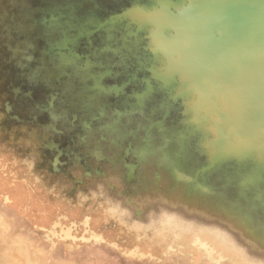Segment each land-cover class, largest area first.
Segmentation results:
<instances>
[{
  "label": "rangeland",
  "instance_id": "1",
  "mask_svg": "<svg viewBox=\"0 0 264 264\" xmlns=\"http://www.w3.org/2000/svg\"><path fill=\"white\" fill-rule=\"evenodd\" d=\"M11 4L0 0V264H264V219L245 228L240 205L234 219L215 210L211 197L194 196L203 181L196 170L227 186L239 165L207 169L200 134H192L194 148H185L181 158L169 140L155 136L156 111L121 125L125 136L117 143L123 147L136 143L137 133L144 136L142 168L135 174L112 169L117 137L106 142L100 133L90 140L80 128L62 135L48 131L49 139L64 147L54 166L57 151L43 145L49 139L29 134L22 124L48 118L46 108L55 92L56 110L61 98L73 103L74 109L63 111L69 117L77 110H85L90 121L124 115L92 91L91 75L80 71L68 80L62 71L50 69L47 42H37L32 58L18 64L10 41L16 31L7 28ZM15 88L26 96L14 98ZM164 119L165 126L177 129L173 114ZM189 161H195L193 170ZM212 196L223 202L221 195Z\"/></svg>",
  "mask_w": 264,
  "mask_h": 264
},
{
  "label": "water",
  "instance_id": "2",
  "mask_svg": "<svg viewBox=\"0 0 264 264\" xmlns=\"http://www.w3.org/2000/svg\"><path fill=\"white\" fill-rule=\"evenodd\" d=\"M134 15L151 27L159 79L184 106L191 133L203 137L207 169L233 162L243 172L238 188L195 187L194 196L211 197L234 219L240 205L245 228L263 220L264 0H158Z\"/></svg>",
  "mask_w": 264,
  "mask_h": 264
},
{
  "label": "flooded vegetation",
  "instance_id": "3",
  "mask_svg": "<svg viewBox=\"0 0 264 264\" xmlns=\"http://www.w3.org/2000/svg\"><path fill=\"white\" fill-rule=\"evenodd\" d=\"M10 1L12 4L9 7L14 9L8 10L11 13V25H8L10 22L7 21L3 23H7L8 30L16 31L15 36H10V41L14 44L12 50L17 56V63L32 58L33 47L37 42H47L51 48L50 69L53 67L56 71H62L63 76L68 80L76 79L73 77L80 71L85 75L86 73L91 75L95 80V89L92 91L109 100L112 109L119 115H124L123 118L95 117L90 121L89 114L85 110H77L75 115L69 117L64 115L63 111L71 107L74 109L73 103L68 105L69 100L61 98V106L56 110L54 102L58 93L55 92L46 108L48 118L33 123L23 122L22 125L29 130V134L36 132L43 140L49 139L50 130L62 135L64 131L67 133L80 128L82 135L83 132H88L87 136L90 140L100 133L104 134L101 140L106 142L109 138L111 140L117 137L114 141L111 140L114 145L113 151L117 152L114 157L116 161L111 162L112 169L119 171L123 167L126 171H133L135 174L142 168L140 157H143V149L140 146L144 136L137 133L136 143L130 142L124 147L117 141H120L121 136L125 134L121 126L123 120L129 122L151 110L156 111L159 117L157 120L159 130L155 136L169 140L178 151L176 154L181 158L184 156L185 148H194L195 140L184 106L175 100V92L164 88L159 79L162 63L149 49L152 43L151 27L141 28L139 22L134 20V13L153 10L158 0ZM49 67L46 65L47 70ZM61 81L60 79L58 87L64 93ZM13 92L14 98L26 96L19 88H15ZM179 107L181 109L176 113L175 109ZM172 114L177 122V129L165 126L164 116ZM15 120H18L17 117H14ZM58 125L62 128L61 132L58 130ZM38 131L42 132L38 133ZM198 138L202 142L200 139L203 137L198 136ZM55 141L56 139L50 138L49 143L43 144L50 150L57 151L53 161L54 166L57 165L58 157H62L64 152V147ZM78 159L82 158L78 157ZM186 163L191 170L196 166L195 161ZM195 176L203 180L200 182L202 184L200 188L214 185L211 174L206 171L196 170ZM242 176L243 172L238 167L235 174L229 175L230 186L240 187ZM136 184L138 185V181Z\"/></svg>",
  "mask_w": 264,
  "mask_h": 264
}]
</instances>
